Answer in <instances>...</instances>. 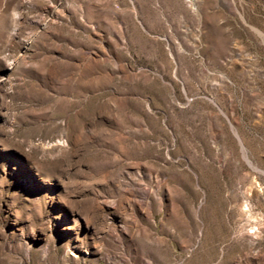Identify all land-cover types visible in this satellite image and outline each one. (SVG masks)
<instances>
[{
  "label": "rangeland",
  "instance_id": "obj_1",
  "mask_svg": "<svg viewBox=\"0 0 264 264\" xmlns=\"http://www.w3.org/2000/svg\"><path fill=\"white\" fill-rule=\"evenodd\" d=\"M0 264H264V0H0Z\"/></svg>",
  "mask_w": 264,
  "mask_h": 264
},
{
  "label": "bare ground",
  "instance_id": "obj_2",
  "mask_svg": "<svg viewBox=\"0 0 264 264\" xmlns=\"http://www.w3.org/2000/svg\"><path fill=\"white\" fill-rule=\"evenodd\" d=\"M250 164H251V162H250ZM254 168H256V167H254Z\"/></svg>",
  "mask_w": 264,
  "mask_h": 264
}]
</instances>
